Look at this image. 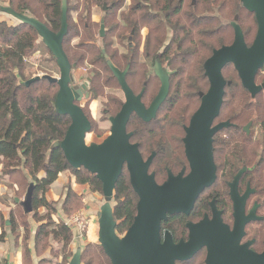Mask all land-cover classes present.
<instances>
[{
  "label": "trees",
  "instance_id": "1",
  "mask_svg": "<svg viewBox=\"0 0 264 264\" xmlns=\"http://www.w3.org/2000/svg\"><path fill=\"white\" fill-rule=\"evenodd\" d=\"M34 1L39 5L40 10L39 12L33 10L30 15L29 5L25 0L17 2L9 0L7 3L15 12L28 14L29 17L45 24L51 31L58 32L61 28L63 0ZM69 1L71 0H67V4ZM92 2L95 6L104 3L107 5L106 10L103 9L105 36L99 37L104 43L103 49L84 48L78 53L74 51V57L73 50L67 47L71 40L79 37L80 34L75 29L67 9V34L63 40L65 54L71 64L78 65L79 60L83 62L86 55L95 52L97 64L103 66L106 71H110V65L118 69L129 66L126 81L130 72L137 67L140 54L148 61L149 70L154 67L155 61H159L168 71L170 82L169 95L158 111L160 114L162 108L169 104L166 115L160 124H158V114L149 124L142 123L133 115L127 128L134 133L132 141L139 144L142 156L145 149L157 152L150 168L155 176L159 169L165 172L166 169L181 167L184 156L182 138L179 135L185 122L189 121L196 111L194 105L200 104L198 93L206 92L208 89L203 64L213 50L231 44L230 34L227 31L229 28L224 22L232 18L234 21L235 17L239 19L242 12L252 14L241 6L240 0H131L130 7L126 11L125 0H92ZM94 27V24L85 26V33H89ZM144 29L147 30V34L142 39ZM241 29L246 41L248 33L243 27ZM38 39H40L39 35L30 26L21 23L9 26L5 21L0 20V166L2 165L1 176H8L10 179L16 176L21 179V182L12 181L7 187L13 191L14 205L21 207L20 204L15 203V199L26 193L31 183L34 184L31 203L33 218L37 216L39 209L46 211L43 218L34 219V223L38 226L34 235V252L41 258L39 264H59L50 262L42 254L46 252L50 241L62 245L63 252L69 248L73 234L71 228L64 224V218L72 217L75 210L82 207L83 201L82 197L74 193L69 186L59 210L61 214L55 221L53 216L58 215V209L56 210L47 201L46 193L64 172L69 173L76 184L87 186L93 193L102 194V186L96 177L85 169L71 168L61 149L53 147L63 140L70 125V118L59 115L55 109L57 84L39 80L29 86L25 85L29 80L23 73L25 57L32 52ZM88 40L93 41L92 36L89 35ZM116 46L121 47L123 51L117 50ZM142 67L144 68V65ZM229 67L233 66L227 65L222 72L225 80L231 81V85L225 89L220 120L229 121L232 127L220 132V139L218 134L215 135L213 142L214 161L217 166L219 163L216 156L220 153V187L226 181H230L242 166H246L250 169L245 175L246 179L263 198L264 93L252 99L242 87L235 70V73L226 76ZM109 74L111 75L109 79L115 80L111 71ZM143 74L146 76L148 70ZM96 76L97 73H94L91 83ZM143 80L145 83L142 88L146 84L144 90L147 94L151 83L145 77ZM182 102L188 103V106L181 108ZM110 104L108 111L115 115L119 111L121 102L115 98ZM174 108V117L168 116ZM167 120H170L171 131L177 132V135L173 134L172 147L162 142L167 131L164 129ZM250 122H253L252 130L247 136L242 128ZM255 126H259V134L256 137L253 131ZM167 153L172 154L169 156ZM41 172L44 176L39 178ZM217 184L218 180L214 185ZM203 197L200 196L196 202L191 217H195V214L200 212ZM112 202L113 214L117 222L116 232L124 234L133 222L137 204V197L130 187L126 170L116 184ZM227 207L226 205V210ZM13 215L11 211L9 229L12 235L20 227L27 231L26 237L21 238L20 246L23 248V263L31 264V253L26 241L31 237L32 226L30 223L27 225L26 222H22L19 226L13 221ZM25 215L23 211V217H26ZM2 218L0 214V220ZM170 222L171 218L164 226L168 228ZM183 224L184 221L178 224L179 231L183 229ZM13 236L15 243L19 244V236ZM81 264H110V261L100 245L89 244L82 252Z\"/></svg>",
  "mask_w": 264,
  "mask_h": 264
},
{
  "label": "water",
  "instance_id": "2",
  "mask_svg": "<svg viewBox=\"0 0 264 264\" xmlns=\"http://www.w3.org/2000/svg\"><path fill=\"white\" fill-rule=\"evenodd\" d=\"M241 6L254 16L256 33L250 45L245 41L243 31L237 24L238 17L230 23L233 41L230 45L213 50L204 62V76L208 81L206 92H199L200 104L183 127L182 144L189 171L182 169L174 175L167 171L166 180L158 184L154 172L150 171L155 153L144 159L139 145L132 143L133 133L127 131L131 116L148 123L156 118L157 112L169 95L170 82L165 69L157 64L155 76L160 88L148 108L141 99L144 91L135 95L126 81L129 66L123 71L109 66L123 94L124 102L119 112L109 117V135L100 144H87L86 136L91 131V123L78 105L88 93L92 79L88 78L82 90L71 86V64L63 49L67 34L66 0L62 1V21L58 32L51 31L45 24L9 6H0V12L14 18L18 23L33 28L44 46L49 50L59 70V77L36 76L25 82L26 86L39 80L56 83L58 91L55 109L59 115L68 116L70 125L63 140L53 147L61 149L68 165L73 169H85L101 183L103 204L97 213L98 244L110 264H176L190 260L199 250L205 248V264H264V248L255 253L249 243L240 245L244 228L251 221L260 220L255 215V207L246 214V203L253 191L247 190L242 196L237 187L245 170L240 171L229 184L233 209V228L223 223L221 213L213 210L212 220L205 218L199 223L187 224L188 239L174 243L166 231L161 237V225L169 217L183 214L189 216L200 195L210 188L217 179L214 161V136L232 126L225 121L214 125L220 116L226 87L231 81L225 80L223 69L232 65L242 87L252 99L264 89V82L256 84V76L264 67V0H240ZM104 10L106 7L104 6ZM99 36H105L104 18L100 20ZM94 75L92 74L91 77ZM106 114V111L103 112ZM251 124L245 126L248 134ZM126 170L129 184L137 197L136 215L131 226L123 235L116 232L117 222L113 214L112 200L116 184ZM249 189V188H248ZM34 184H30L20 204L26 215L32 213ZM6 225H9L6 222ZM73 239L81 237L78 227L71 228ZM82 250L76 249L68 264H81Z\"/></svg>",
  "mask_w": 264,
  "mask_h": 264
},
{
  "label": "rangeland",
  "instance_id": "3",
  "mask_svg": "<svg viewBox=\"0 0 264 264\" xmlns=\"http://www.w3.org/2000/svg\"><path fill=\"white\" fill-rule=\"evenodd\" d=\"M9 0H0V6H8ZM19 0H15L17 2ZM28 5H29V15L32 14V11L39 12L40 8L39 5L34 1V0H25ZM131 4V0H125L124 3V10L126 11ZM104 6L106 7V3L95 6L92 2V0H71L67 4L66 0V10L69 9L70 12V18L72 22L75 25V29L79 32L80 36L75 37L71 40L70 44L68 45V49L73 50V55L75 57V52L78 53L79 51L88 48H94V49H103L104 43H102L101 39L99 38V25H100V20L104 16ZM107 8V7H106ZM27 14V16H29ZM0 20L5 21L9 26H16L18 25V21H16L14 18L3 14L0 12ZM233 22V18L229 19L224 22V25H227L229 29H227L229 35L230 42L232 43L233 41V30L230 27V23ZM241 27L245 30V32L248 33L246 42L248 44L251 43L253 40V36L255 35L256 32V26H255V21H254V16L248 15L245 12H242L241 15L239 16V19L237 21ZM90 24H94L95 27L90 30V32L85 33L84 27L88 26ZM147 34V30L144 29L142 31V39L145 37ZM89 35L92 36L93 41H89ZM143 42V40H142ZM117 50L119 49L120 51H123L121 47L116 46L115 47ZM119 51V52H120ZM72 52V51H71ZM121 53V52H120ZM70 56L72 57V53H70ZM96 53H91V55H86V59L82 62L79 60V64L76 65L75 69L72 71V78L73 82L71 83V86L73 88L79 87L83 82L87 81L88 78H93L91 77L92 74L97 73L98 76H96L95 80L89 84V93L92 96L90 99L85 100L83 99L80 103L79 106L82 108L84 114L88 118V120L91 123V131L90 133L86 136V143L87 144H100L108 135L110 132V123H109V117L113 116L114 114L109 113V114H104V110H108L111 107V101L113 99H117L118 101L123 102V95L121 93V90L118 88L117 82L111 78V75L109 74L110 71H106L103 66L97 64L96 61ZM77 60V59H74ZM72 62V61H71ZM94 63V64H93ZM144 65V68L142 67ZM24 76L27 79H32L36 76H51L54 78L59 77V70L58 67L55 63L54 58L52 55L49 53L48 49L44 46L42 41L38 39V41L35 44L34 49L32 52L26 55L25 57V62H24ZM149 63L144 59L141 54L138 57L137 61V67L133 69V71L130 72L129 78L127 79V82L129 83L130 87L134 91V93L138 94L141 89L143 84L145 83L143 80V77L145 79L150 80L151 83V88L147 92V96L144 98L143 102L145 103L146 106L149 105L151 100L154 98V96L157 94L159 90V81L157 78L154 76L153 71L149 70ZM125 67L122 66L120 69L123 70ZM148 70V74L144 76V72ZM234 69L233 67H229V72L228 74L226 73V76L228 77L230 73H233ZM235 73V72H234ZM169 104L165 105L161 113L158 114V124L161 123L162 118L166 115V110L168 108ZM188 106V103L182 102L181 108H185ZM199 104L194 105V111L197 109ZM175 112V108L173 111L168 115L170 117H174L173 113ZM223 120H218V122H221ZM188 123L185 122V125ZM164 129H167L166 135H164V139L162 142H164L166 145H173V134L177 135V132L174 130L171 131V123L170 120L165 121L164 123ZM130 131V129H129ZM255 131V129H253ZM172 132V134H171ZM179 137L183 138L184 137V132L181 130V133ZM174 138V137H173ZM219 139H220V134H219ZM182 149H183V144H182ZM150 149H145L143 153L144 158L146 159L149 156ZM172 153H167V155H171ZM162 157V156H160ZM164 157V156H163ZM162 157V158H163ZM217 162L220 159V153L217 154L216 156ZM183 164H185L184 158ZM181 170V167L179 168H172V172L174 174L178 173ZM1 171H2V165L0 166V214L2 215V219L0 220V230L2 233L4 232L3 230L9 229L5 224L8 222L10 219L9 213H6L5 207H9L11 211L14 213L13 215V221L17 222V224L20 226L22 222H26L27 225L28 223L34 222V219H41L46 215V211L44 209H39L38 214L35 218H33V213L25 215L26 217H23V210L20 206L14 205L12 202V197H13V191L9 190L7 187H9L12 183V181L18 180L21 182V179L18 177L14 176L13 178H9L8 176H1ZM66 173V176L62 179L64 183L67 182L68 176ZM156 178L158 183H162L166 179V173L163 172L161 169L157 170L156 172ZM215 189L217 188V185L214 187ZM26 193H22L20 195V198L18 200L22 201ZM98 195V200L99 204H103V196L100 193H97ZM260 195L257 197L251 198L247 210L251 207V204L254 202V200H259ZM261 204H263V209L259 212L260 216H264V201H260ZM61 203H53L52 204L56 210H60ZM112 206H114V203L112 202ZM97 213L99 212L98 210ZM6 213L5 216L3 213ZM82 212L85 220L88 221V218H86L89 214L91 215V212H88V205L82 204L81 208H78L75 210V212L72 214V217L64 218V220H69L73 218L77 213ZM43 216V217H42ZM6 218L8 220H6ZM230 220V215L229 217L226 218L227 222H231ZM4 221V224H3ZM72 228V227H71ZM250 235H258L259 232H261L264 235V224L262 225H253L250 227ZM27 231L22 229L21 227L13 233V235H18L19 236V243L21 241V238L26 237ZM118 235H123V234H118ZM262 235V236H263ZM21 244V243H20ZM99 245L98 244V224H97V214L94 216L93 223L90 225H87L86 229L82 232L81 237L78 239H73L71 242V245H69V248L63 252L62 245H59L57 243H53L50 241L49 247L45 250L46 252L42 254L44 258H47L50 260V262L54 263H59V264H68L70 259L72 258L73 254L75 253L76 249L80 248L82 252L86 248L87 245ZM66 258V259H65Z\"/></svg>",
  "mask_w": 264,
  "mask_h": 264
},
{
  "label": "flooded vegetation",
  "instance_id": "4",
  "mask_svg": "<svg viewBox=\"0 0 264 264\" xmlns=\"http://www.w3.org/2000/svg\"><path fill=\"white\" fill-rule=\"evenodd\" d=\"M130 41V40H129ZM157 64H160V62L159 61H155L154 62V67L152 66L151 67V70L153 71V74H154V76H155V69H156V66H157ZM161 65V64H160ZM128 67V66H127ZM161 67L163 68V66L161 65ZM120 70V69H119ZM124 70V69H123ZM123 70H121V71H123ZM129 71V70H128ZM166 71V73L168 74V71L167 70H165ZM113 76V75H112ZM114 77V76H113ZM156 77V76H155ZM157 78V77H156ZM116 80V79H115ZM158 80V79H157ZM264 82V67H263V69L257 74V76H256V84L257 85H260V84H262ZM118 84V83H117ZM159 85H160V82H159ZM82 86H84V82L79 86V87H77V88H75L76 90H82L81 88H82ZM145 86H146V84H145ZM145 86H144V88H142L141 89V91L143 90L144 91V93H143V96H142V99H141V101H142V103L144 104V106L146 107V108H148L149 107V105L151 104V102H152V100L155 98V96L157 95H155L154 96V98L151 100V102L149 103V105L148 106H146L145 105V103L143 102V100H144V98L147 96V94H145ZM160 88V87H159ZM133 91V90H132ZM140 91V92H141ZM159 91V90H158ZM134 92V91H133ZM139 92V93H140ZM88 93H89V89H88ZM122 93V92H121ZM138 93V94H139ZM158 93V92H157ZM260 93H264V89L260 92ZM259 93V94H260ZM90 94V93H89ZM135 95H137L136 93H134ZM259 94H257L256 96H255V98L259 95ZM123 95V94H122ZM83 99H85V100H88V99H86V98H83ZM82 99V100H83ZM90 99V98H89ZM166 101V100H165ZM121 102V101H120ZM123 102H124V98H123ZM123 102H121V106H122V104H123ZM164 104V103H163ZM162 104V105H163ZM78 105H79V103H78ZM161 105V106H162ZM121 106H120V108H121ZM120 108H119V110H120ZM104 111H106V114H109V111L108 110H104ZM103 111V112H104ZM159 111V110H158ZM119 112V111H118ZM117 112V113H118ZM116 113V114H117ZM115 114V115H116ZM157 114H158V112H157ZM114 116V115H113ZM111 117V116H110ZM156 117H157V115H156ZM137 119L139 120V121H141L142 123H144V124H149V123H151L152 121H154V120H151L150 122H148V123H146V122H144L142 119H140V118H138L137 117ZM220 119V116L217 118V120H215V122H214V125L215 124H218V123H221V122H225V121H221V122H218V120ZM130 121V120H129ZM229 122V121H228ZM128 124H129V122H128ZM188 124V123H187ZM231 124V123H230ZM248 124H251V126H250V128H249V133L247 134L245 131H244V128H245V126L242 128V131L247 135V136H249L250 135V132H251V130H252V125H253V122H250V123H248ZM247 124V125H248ZM232 125V124H231ZM246 125V126H247ZM128 126V125H127ZM186 126V125H185ZM184 127V126H183ZM230 127H232V126H230ZM229 127V128H230ZM259 128V126H255L253 129H255V131H254V137H256V136H258V134H259V132H258V129ZM228 129V128H227ZM225 130V129H224ZM127 131H128V128H127ZM223 131V130H222ZM222 131H220V132H222ZM128 132H131V131H128ZM220 132H218L217 134L219 135L220 134ZM133 133V132H132ZM216 134V135H217ZM133 137H134V133H133ZM133 137H132V139H133ZM183 139V138H182ZM213 140H214V138H213ZM131 142L132 143H135V142H133L132 140H131ZM214 142V141H213ZM139 145V144H138ZM152 153H155V156H156V153L157 152H154V151H152V152H150L149 153V156L152 154ZM148 156V157H149ZM183 156H184V160H185V164H183L182 166H181V170L182 169H185V174L186 173H188V171H189V167H188V163H187V161H186V158H185V155H184V148H183ZM147 157V158H148ZM146 158V159H147ZM155 158V157H154ZM154 160V159H153ZM218 163H219V166H217L216 165V167H217V179H216V181H215V183L217 182V180H218V184H217V188L215 189L214 187H215V183L210 187V188H208V189H206L200 196H204L203 198V204H202V206L200 207V212H198V213H196L195 214V217H191V213H192V211L194 210V208H195V205H194V208H193V210L191 211V213H190V215L187 217V216H185V215H183V214H178V215H174V216H172V217H169V218H171V222H170V225H169V229L168 228H166V226H164V224L165 223H167L168 222V220H169V218L165 221V222H163L162 223V225H161V230H160V233H161V237L163 236V233L164 232H166V231H168L170 234H171V236H172V239H173V241H174V243H178L179 241H181V240H183V241H187V239H188V229H187V224L188 223H192V224H196V223H199L200 221H202V220H204L205 218H207L208 220H212V218H213V210H216V211H218L219 213H221V218H222V221H223V223L224 224H226V225H228L229 227H230V229H232L233 228V222H234V220H233V216H232V213H233V209H232V201H231V199H230V188H229V184L230 183H232V181H233V179H234V177L240 172V171H242V170H245L244 172H243V174H242V176H241V178L239 179V182H238V187H237V190H238V193H239V195L240 196H242L247 190H250V191H253V193L252 194H250V196H249V198H248V200H247V203H246V214H248L254 207H255V215H256V217L257 218H259L260 220H255V221H251L250 223H248L246 226H245V228H244V236L242 237V239H241V241H240V245H246L247 243H249L250 244V246L248 247V248H250V250H252L253 252H255V253H261L262 251H263V248H264V235L261 233V232H259V234L258 235H254V234H252V235H250L249 233H250V227L251 226H253V225H262V224H264V216H260L259 214V212L263 209V204H261V200L262 201H264V197L263 198H261V197H259V199H260V201L258 200H254V202L251 204V207L247 210V207H248V204H249V202H250V200H251V198H253V197H257L258 196V194L256 193V191L251 187V184H250V182H249V180H247L246 179V177H245V175L248 173V172H250V169L249 168H247L246 166H242L237 172H236V174L232 177V179L230 180V181H226L225 182V184H223L222 186L224 187H220V159H219V161H218ZM168 170H170V169H166V178H167V171ZM180 170V171H181ZM151 171V170H150ZM171 171V170H170ZM179 171V172H180ZM172 172V171H171ZM178 172V173H179ZM173 173V172H172ZM178 173H176V174H178ZM155 174V173H154ZM174 174V173H173ZM176 174H174V175H176ZM155 178H156V176H155ZM166 180V179H165ZM164 180V181H165ZM163 181V182H164ZM162 182V183H163ZM158 184H161V183H158ZM249 188V189H248ZM200 198V197H199ZM198 198V199H199ZM198 199H197V201H198ZM196 201V202H197ZM196 204V203H195ZM228 206L227 207V210L225 209V206ZM229 215H230V220L229 221H231L230 223L229 222H227L226 221V218L227 217H229ZM181 221H184V224H183V229H181L180 231L178 230V224L181 222ZM183 223V222H182ZM263 235V236H262ZM206 257H207V250L205 249V248H203V249H201V250H199L190 260H187V261H184V262H177L176 264H205V261H206Z\"/></svg>",
  "mask_w": 264,
  "mask_h": 264
},
{
  "label": "crops",
  "instance_id": "5",
  "mask_svg": "<svg viewBox=\"0 0 264 264\" xmlns=\"http://www.w3.org/2000/svg\"><path fill=\"white\" fill-rule=\"evenodd\" d=\"M43 176V172L39 173L38 175L39 178H42ZM65 176L66 172L60 174L58 179L51 185L50 190L46 193L47 201L53 203L63 202L66 197L67 190L69 186H71L72 191L78 196H81L83 203L88 205V212H91V215L89 214L86 218H88V225H91L93 223L94 216L97 214V211L95 210H98L101 206L99 204L97 193L91 192L87 186L76 184L74 180L71 179L70 174H67L68 180L66 183H64L62 179ZM5 211H7L6 213H9L11 212V209L9 207H5ZM6 213H3V215L5 216ZM60 214L61 213L58 210V215L53 216L55 221L58 220L57 217H59ZM6 220L8 219L6 218ZM9 225L6 226L9 227ZM30 225L32 226V233L31 237L28 239V241H26V244L28 245L27 247L31 253V264H39L41 258L38 257L34 252V235L38 226L34 222H32ZM3 231L4 232L2 235V231L0 230V260L4 261L6 264H24L22 257V246H20V243H15V238L12 235L10 229Z\"/></svg>",
  "mask_w": 264,
  "mask_h": 264
},
{
  "label": "built area",
  "instance_id": "6",
  "mask_svg": "<svg viewBox=\"0 0 264 264\" xmlns=\"http://www.w3.org/2000/svg\"><path fill=\"white\" fill-rule=\"evenodd\" d=\"M64 224L68 227L76 226L79 228L80 233L86 229L88 221L85 220V217L82 212L77 213L73 218L66 220ZM0 264H6L4 261L0 260Z\"/></svg>",
  "mask_w": 264,
  "mask_h": 264
}]
</instances>
